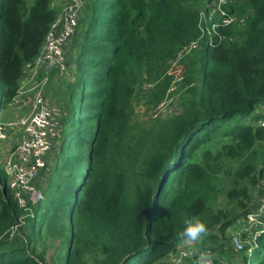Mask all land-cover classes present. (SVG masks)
<instances>
[{"label": "trees", "instance_id": "obj_1", "mask_svg": "<svg viewBox=\"0 0 264 264\" xmlns=\"http://www.w3.org/2000/svg\"><path fill=\"white\" fill-rule=\"evenodd\" d=\"M218 1L87 0L44 198L25 212L0 167V264H165L190 219L209 233L190 264L202 252L237 264L228 230L246 218L264 180V114L254 112L264 104V0L226 4L227 15L244 18L229 24L214 11ZM52 3L0 0V112L41 51L57 15ZM201 36L186 56L199 61L200 78L187 86L182 111L134 120L139 83L155 82L150 104L164 102L174 81L167 62ZM223 195L226 206L215 208ZM25 213L23 246L11 232ZM45 233L51 255L41 248ZM242 250L240 264H264V229Z\"/></svg>", "mask_w": 264, "mask_h": 264}, {"label": "built area", "instance_id": "obj_2", "mask_svg": "<svg viewBox=\"0 0 264 264\" xmlns=\"http://www.w3.org/2000/svg\"><path fill=\"white\" fill-rule=\"evenodd\" d=\"M232 1L237 0H219L214 11L224 16L225 24L236 21L243 23L244 18L227 15L224 6ZM86 3L87 0H53V7L57 10L56 18L45 36L38 56L24 65L19 89L9 104V108H15V113L13 112V117L0 120V141L8 139L10 134L19 135L13 148L6 146L2 149V166L15 199L25 212L44 198L38 181L53 158L65 114V107L49 98V83L54 71L63 74L71 65L68 45L82 26ZM203 38L201 36L196 40H189L170 64L174 61V64L178 63L201 48L200 41ZM149 88L151 87L146 89ZM258 109L264 114V104L259 105ZM257 124L264 126V116ZM24 217L25 215L12 228L11 237L21 234L25 225ZM245 219L247 225L237 227L236 234L233 235V238L236 235L234 243L232 239L237 252L244 248V241L250 244L264 229V197L253 203ZM245 231H249V236L243 239ZM191 253L190 250L181 248L164 260L165 264H176L177 260L190 264L188 257ZM211 257L212 264H232L226 259Z\"/></svg>", "mask_w": 264, "mask_h": 264}, {"label": "rangeland", "instance_id": "obj_3", "mask_svg": "<svg viewBox=\"0 0 264 264\" xmlns=\"http://www.w3.org/2000/svg\"><path fill=\"white\" fill-rule=\"evenodd\" d=\"M75 40H78V33H77V35L74 36V38L72 39V41L68 45V53H69V58L71 60H72V54L76 50V41ZM190 55L191 54H189L188 56H190ZM187 57L183 58L181 61H179L176 64H174L175 61L170 64V61L172 59L167 62V65H170L167 74L174 76V81L172 82L171 87L168 90V92L170 93V96L167 97L164 100V102L158 104L157 106L150 104L149 93L146 94L147 92L154 91L155 82H151V83L146 82L144 84L139 83V85H138L139 96L136 98L135 103H134V113H135L134 120L139 121L140 123H148L149 121H151V119L167 118V117L172 116L174 114H178L182 111V108H183L182 107V100H183L185 91L187 89V86H191V85L197 83L198 79L200 78L199 61L193 60V58L192 59H186ZM71 60H70L71 65L68 67V69L63 74L60 72H55V71L51 74V81L49 83L50 84V86H49V98L52 101L63 105L64 107H66V103H65L64 97L62 99L60 98L61 92H63L67 88L66 82H73L74 78L76 77V71H75L76 66L73 64V62ZM177 60H179V59H176V61ZM166 68H167V66H166ZM186 77H188L189 82L184 84ZM148 87H151V88L146 89ZM183 87H184V90H183ZM180 95H181V97H180ZM13 112L15 113V108L12 106H11V108L8 107L6 110H2L0 112V120L13 117V115H14ZM65 112H66V108H65ZM254 112L262 113L258 109V106L255 108ZM250 121H252L251 118H250ZM18 137H19V135L10 134L8 139H6L4 141H0V167L2 168V170H3V166H2L3 161L2 160H3V154H4L2 152V149H4L6 146L13 148L14 147L13 145L16 144V140L18 139ZM58 145L59 144H57V148L55 150L53 158L49 162L48 169L45 171V174H43L38 181L39 187L41 185V187L43 188L46 185L47 180H48V178H47L48 172H50V169L53 168L54 165L58 162L57 160L59 158L58 155H59V151H60V148ZM70 155L75 156V152L74 151L72 153L70 152ZM65 156L66 155H64V158H65ZM85 160L86 159H84V162H85ZM225 183H226V181H225ZM227 187H231V184L229 182H228ZM253 194H254V198H253L254 203L258 202L261 198L264 197V180L262 181L260 187L258 189H256ZM214 204H215L214 205L215 208L223 207L224 205L226 206V195L218 197L214 201ZM26 214H24L25 215L24 221L26 218ZM242 221H243V226L247 225L246 219H242L239 223H241ZM29 222L30 221L26 219V224L24 225V228L22 229L21 234H15L13 236L15 238V236L18 235L17 238H21V242L20 241H18V242H20V244L22 243L21 245L24 244L23 246H25L26 239H27L26 236L30 230L29 229ZM236 226H237V224H236ZM235 232H233V230H232V232H231V230H228V233L231 234L232 238H233V235L236 234ZM235 237H236V235H235ZM234 238H233V243H234ZM40 243H42V246H41L42 249H47V255H51L53 253V251L55 250V248L53 247V245H54L53 242H51L48 239V236L46 233L44 234V238L41 240ZM54 243L57 244V242H54ZM248 244H249L248 242L244 241V245H248ZM65 250H66V247L63 248V253L65 252ZM230 250L233 254V256L231 258L233 260H235V263H237V264H240V262L243 258V255L245 253H247L243 250L241 252L235 251L232 243L230 246ZM249 252H251V251L249 250ZM212 255L213 256L216 255L217 257H219V255H217V254L212 253ZM236 255H238V256H236ZM229 256H231V254ZM217 259H220V258H217ZM232 263H234V262H232Z\"/></svg>", "mask_w": 264, "mask_h": 264}, {"label": "clouds", "instance_id": "obj_4", "mask_svg": "<svg viewBox=\"0 0 264 264\" xmlns=\"http://www.w3.org/2000/svg\"><path fill=\"white\" fill-rule=\"evenodd\" d=\"M206 225L199 219H190L185 221L184 228L178 233V236L184 243H194L199 241L202 237L208 235ZM176 264H183L182 260H177ZM197 264H212V257L207 252L199 254Z\"/></svg>", "mask_w": 264, "mask_h": 264}, {"label": "crops", "instance_id": "obj_5", "mask_svg": "<svg viewBox=\"0 0 264 264\" xmlns=\"http://www.w3.org/2000/svg\"><path fill=\"white\" fill-rule=\"evenodd\" d=\"M240 222V221H239ZM238 222V224H237V226H236V228L237 227H240V226H242V224H243V221L241 222V223H239ZM195 244H196V242H194V243H184V241L179 245V249H181V248H186V249H188V250H190L192 253H191V256H192V254H193V252H194V250H195Z\"/></svg>", "mask_w": 264, "mask_h": 264}]
</instances>
